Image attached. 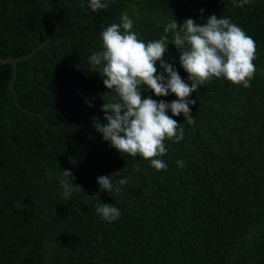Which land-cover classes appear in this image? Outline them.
Masks as SVG:
<instances>
[{
    "label": "trees",
    "instance_id": "trees-1",
    "mask_svg": "<svg viewBox=\"0 0 264 264\" xmlns=\"http://www.w3.org/2000/svg\"><path fill=\"white\" fill-rule=\"evenodd\" d=\"M108 2L93 12L89 0H0V58L30 53L62 16L47 45L17 62L12 90L13 67L0 64V264H264V0ZM122 13L145 43L167 35L165 60L189 85L170 22L230 18L257 45L251 87L214 78L189 97L193 124L172 117L184 139L165 140L167 170L120 154L94 127L107 123L102 105L116 94L89 57ZM66 169L81 187L68 199ZM117 171L121 191H102L97 178ZM103 203L118 220L97 214Z\"/></svg>",
    "mask_w": 264,
    "mask_h": 264
},
{
    "label": "clouds",
    "instance_id": "clouds-1",
    "mask_svg": "<svg viewBox=\"0 0 264 264\" xmlns=\"http://www.w3.org/2000/svg\"><path fill=\"white\" fill-rule=\"evenodd\" d=\"M233 6L243 8L253 0H232ZM84 7L83 2L80 5ZM88 7L96 12L107 10L108 0H89ZM201 9V13H203ZM133 20L122 13L120 23H112L101 33L102 51L89 57L93 69L103 77L104 86L116 95L110 102H104L102 111L106 124L95 120L96 131L120 154L140 156L150 162L156 171L167 170L161 157L167 154L165 140L176 143L184 139V128L172 117L183 114L188 124L194 123L189 105L196 101L189 99L201 86L215 79H226L232 85L251 87L256 73L254 61L257 59V45L254 39L233 23L230 18H217L214 14L206 23L197 24L187 19L182 25L176 20L166 25L165 33L171 32L172 45L179 52V63L188 74L185 82L179 72L165 60L168 51L167 35L145 43L133 31ZM157 65L163 71H158ZM147 88L157 97L174 94L177 99L169 102L143 97ZM91 106V105H89ZM171 112V116L167 113ZM183 168L182 160L176 161ZM136 171H140L139 166ZM111 176H100L97 183L102 191L119 193ZM60 181L64 198L68 199L79 185L70 170H63ZM124 186L128 178L116 180ZM81 188V187H80ZM98 215L107 222L119 219L121 212L113 204L103 203L96 208Z\"/></svg>",
    "mask_w": 264,
    "mask_h": 264
},
{
    "label": "water",
    "instance_id": "water-1",
    "mask_svg": "<svg viewBox=\"0 0 264 264\" xmlns=\"http://www.w3.org/2000/svg\"><path fill=\"white\" fill-rule=\"evenodd\" d=\"M61 18H62V16L59 17V19L57 21V24H56L55 29L53 30V32L40 45H38L37 47L33 48V50L30 53H28L26 55H23V56H19V57H11V56H8V57L0 58V64L1 63H10L12 65V67H13L12 78H11V81L9 83V87H10L11 90H12V83H13L15 77H16L17 62L18 61H21L23 59H29V58H31L32 54L37 49H39L42 46H46L47 43H48V41L50 40V38L58 31V28H59V25H60V22H61Z\"/></svg>",
    "mask_w": 264,
    "mask_h": 264
}]
</instances>
